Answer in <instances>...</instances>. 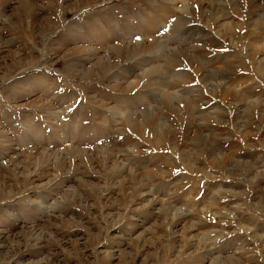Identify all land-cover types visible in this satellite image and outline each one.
I'll return each instance as SVG.
<instances>
[{
	"label": "rangeland",
	"instance_id": "obj_1",
	"mask_svg": "<svg viewBox=\"0 0 264 264\" xmlns=\"http://www.w3.org/2000/svg\"><path fill=\"white\" fill-rule=\"evenodd\" d=\"M0 264H264V0H0Z\"/></svg>",
	"mask_w": 264,
	"mask_h": 264
},
{
	"label": "bare ground",
	"instance_id": "obj_2",
	"mask_svg": "<svg viewBox=\"0 0 264 264\" xmlns=\"http://www.w3.org/2000/svg\"><path fill=\"white\" fill-rule=\"evenodd\" d=\"M189 10V9H188ZM176 21V20H175ZM180 21H181V19H180ZM179 22V21H178ZM180 23V22H179ZM182 23H183V21H182ZM181 23V24H182ZM175 24H177V22H175ZM179 25V24H177V25H179V26H182V25ZM176 25V26H177ZM144 45V44H143ZM151 45V44H150ZM159 49V48H158ZM182 56L183 57H185L183 54H182ZM189 62H191V61H189ZM172 96L173 95H170V94H164V96H163V98H162V101H165V103H167V106L169 107V109L170 108H172L173 109V107H172V102H171V100H173L174 99V97H173V99H171L172 98ZM191 105H190V101H185L184 102V104H183V108L185 109V110H187L189 107H190ZM172 109L170 110V111H172ZM130 123H131V121H129ZM132 124V123H131Z\"/></svg>",
	"mask_w": 264,
	"mask_h": 264
},
{
	"label": "snow or ice",
	"instance_id": "obj_3",
	"mask_svg": "<svg viewBox=\"0 0 264 264\" xmlns=\"http://www.w3.org/2000/svg\"><path fill=\"white\" fill-rule=\"evenodd\" d=\"M137 39H139V37H137Z\"/></svg>",
	"mask_w": 264,
	"mask_h": 264
}]
</instances>
